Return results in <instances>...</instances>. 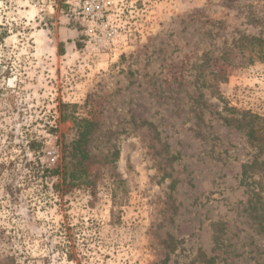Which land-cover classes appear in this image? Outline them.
Returning <instances> with one entry per match:
<instances>
[{"label":"rangeland","instance_id":"374dc122","mask_svg":"<svg viewBox=\"0 0 264 264\" xmlns=\"http://www.w3.org/2000/svg\"><path fill=\"white\" fill-rule=\"evenodd\" d=\"M71 2L0 0V259L264 264V0H114L98 28ZM70 116L87 183L44 171Z\"/></svg>","mask_w":264,"mask_h":264},{"label":"trees","instance_id":"16d2710c","mask_svg":"<svg viewBox=\"0 0 264 264\" xmlns=\"http://www.w3.org/2000/svg\"><path fill=\"white\" fill-rule=\"evenodd\" d=\"M7 36V29L5 26L0 25V44L4 41L5 37ZM260 43L262 44L263 41L259 39ZM66 105V104H64ZM63 105V106H64ZM63 117H65V114H62ZM70 119L76 124L78 129L77 137L71 142L70 144V151H69V159L63 160L60 164H57V167L54 169H50L48 167L44 168V171L46 170L48 173H50L52 176H58L60 177L61 174L68 175L70 178V181L72 183H87L90 179L91 175V167H92V156H91V150H90V140H91V134L94 130V122L87 118H78L75 116H70ZM230 122V120H227ZM240 126V125H238ZM250 137L252 140H255L258 138H255V131L252 128H250ZM36 141H32L31 145L33 148H35ZM26 161V160H25ZM257 162H253L251 164H244L243 170H242V184L246 185H254L256 184L255 180L250 182L249 179L252 177L251 170L254 168V164ZM13 165V162L3 163L0 162V175H2L4 172H8V170ZM31 163L26 162V166H30ZM40 167V166H39ZM7 191L10 189L11 186H6ZM263 188L260 189H253L252 193L254 197L258 199V202L261 200V192ZM11 194H15L16 192L13 191V189L10 192ZM208 263H210V259L207 260ZM0 264H13L11 261V258H3L0 259Z\"/></svg>","mask_w":264,"mask_h":264},{"label":"built area","instance_id":"2783aa9c","mask_svg":"<svg viewBox=\"0 0 264 264\" xmlns=\"http://www.w3.org/2000/svg\"><path fill=\"white\" fill-rule=\"evenodd\" d=\"M114 0H74L71 2L73 12L79 15L89 27H102L109 20V14L113 9ZM117 30L112 26L111 30L103 33V37L113 39Z\"/></svg>","mask_w":264,"mask_h":264}]
</instances>
